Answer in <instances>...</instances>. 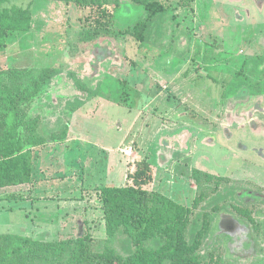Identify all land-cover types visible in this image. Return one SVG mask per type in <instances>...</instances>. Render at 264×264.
Segmentation results:
<instances>
[{
	"label": "rangeland",
	"instance_id": "obj_1",
	"mask_svg": "<svg viewBox=\"0 0 264 264\" xmlns=\"http://www.w3.org/2000/svg\"><path fill=\"white\" fill-rule=\"evenodd\" d=\"M118 1L117 8L46 0L0 5L29 7L32 16L29 32L0 46V86H8L9 70L48 69L42 91L18 108L38 118L48 136L68 126L63 140L32 149V172L48 179V196L87 200L85 210L53 224V212L28 215L29 225L47 224L33 240L90 233L91 249L101 252L100 189L133 185L146 160L152 180L144 188L189 207L202 189L194 169L228 178L218 191L204 190L201 205L226 194L227 202L251 208L261 226L253 232L222 212L202 253L223 264H264V0H155L167 12L145 43L129 32L149 14ZM18 216L1 218L0 234L11 224L20 233Z\"/></svg>",
	"mask_w": 264,
	"mask_h": 264
},
{
	"label": "trees",
	"instance_id": "obj_2",
	"mask_svg": "<svg viewBox=\"0 0 264 264\" xmlns=\"http://www.w3.org/2000/svg\"><path fill=\"white\" fill-rule=\"evenodd\" d=\"M8 1L19 0H0V5ZM46 1L74 2L84 7H119L118 0ZM129 2L149 14L137 21L129 32L135 40L145 43L155 20L163 17L167 10L155 0ZM31 23L29 7L0 10V46L9 37L29 32ZM50 77L48 69L40 72L12 69L7 72L8 86H0V188L30 183L32 149L45 146L49 140L66 138L67 125L61 132L48 136L41 121L28 117L17 105L29 103ZM131 177V186L100 189L105 229L101 252L91 249L90 233L47 242L3 234L0 235V264H223L212 252L202 253L213 220L223 217L221 213L225 212L239 222L248 223L253 232H258L261 226L251 208L227 202L226 194H219L212 202L201 205L206 196L204 190L218 191L221 182L230 181L228 178L194 169L192 178L202 189L189 207L144 188L152 180V170L146 160L138 163ZM203 182L208 185L203 187Z\"/></svg>",
	"mask_w": 264,
	"mask_h": 264
},
{
	"label": "crops",
	"instance_id": "obj_3",
	"mask_svg": "<svg viewBox=\"0 0 264 264\" xmlns=\"http://www.w3.org/2000/svg\"><path fill=\"white\" fill-rule=\"evenodd\" d=\"M47 180L48 179L46 177H35L32 172L30 183L14 187L0 188V219L8 215L15 216L20 212L22 215H24L17 217V221L21 223L19 227L20 233L12 232L14 228L15 230L17 229L13 224L9 225V221L7 226L9 225L11 232L3 234H11L33 239L38 236V231L41 228L46 227L47 224L43 227L39 225L34 226L33 223L29 225L31 221H28V215L31 216V214L33 215V213H36L39 216L43 213L49 214V212H53L59 215V218L54 217L48 219V224H53V222L57 221L58 219L62 221L68 218L70 219L71 217L69 216H71L72 214L75 215L77 212L86 209V199H78V197L67 198V196H63L61 198L48 196L45 192V186H42L43 184L45 185L48 183ZM40 189H42V191L44 192L39 193ZM23 191H27L26 194H23ZM9 192H11L13 195L9 196ZM40 194H43L44 196H41ZM85 195L86 194H84L83 196L81 195V197H85ZM18 224L19 223H17V225Z\"/></svg>",
	"mask_w": 264,
	"mask_h": 264
}]
</instances>
